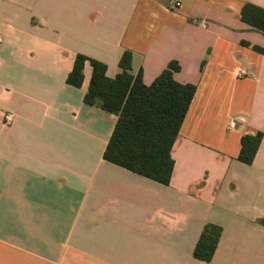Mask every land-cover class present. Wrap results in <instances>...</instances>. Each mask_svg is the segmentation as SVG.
I'll return each mask as SVG.
<instances>
[{
    "label": "crops",
    "instance_id": "obj_1",
    "mask_svg": "<svg viewBox=\"0 0 264 264\" xmlns=\"http://www.w3.org/2000/svg\"><path fill=\"white\" fill-rule=\"evenodd\" d=\"M179 2L178 9L169 6ZM264 0H0V264H264ZM197 87L168 186L107 162L118 117L67 83L78 55ZM13 118L4 124V115ZM208 224L211 262L194 258Z\"/></svg>",
    "mask_w": 264,
    "mask_h": 264
},
{
    "label": "trees",
    "instance_id": "obj_2",
    "mask_svg": "<svg viewBox=\"0 0 264 264\" xmlns=\"http://www.w3.org/2000/svg\"><path fill=\"white\" fill-rule=\"evenodd\" d=\"M241 19L264 33V8L246 4ZM264 54V49L254 47ZM132 54L125 52L120 60L122 72L114 79L107 76L106 64L78 55L67 83L81 88L84 67L90 62L93 73L85 103L98 105L105 112L118 117L115 129L104 153V159L152 181L168 186L174 171L172 149L188 114L197 87L180 84L174 74L179 64L172 62L150 85L143 82V73L131 74ZM264 134L257 132L242 137L238 160L253 164ZM222 228L205 226L194 250V258L211 262L214 258Z\"/></svg>",
    "mask_w": 264,
    "mask_h": 264
},
{
    "label": "built area",
    "instance_id": "obj_3",
    "mask_svg": "<svg viewBox=\"0 0 264 264\" xmlns=\"http://www.w3.org/2000/svg\"><path fill=\"white\" fill-rule=\"evenodd\" d=\"M180 3L179 2H174V3H172L170 6H169V8L170 9H178L179 7H180ZM12 122H13V118H12V116L10 115V114H6V115H4V124L5 125H11L12 124Z\"/></svg>",
    "mask_w": 264,
    "mask_h": 264
}]
</instances>
